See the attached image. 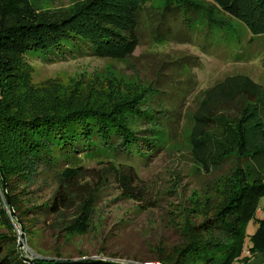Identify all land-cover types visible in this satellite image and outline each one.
<instances>
[{
  "label": "rangeland",
  "instance_id": "374dc122",
  "mask_svg": "<svg viewBox=\"0 0 264 264\" xmlns=\"http://www.w3.org/2000/svg\"><path fill=\"white\" fill-rule=\"evenodd\" d=\"M28 1L37 11H48L84 0ZM198 1L211 7L207 0ZM162 3L149 0L140 9L136 46L123 58H27L33 84L53 88L57 97L70 92L103 103L141 93L140 108L150 111L145 115L148 120L127 114L129 129L152 144L141 143L140 156L136 150L120 152L116 147L88 151L72 163L69 173L44 168L17 194L20 209L30 210L24 224L28 232L0 192V234L8 231L6 215L18 232L14 245L22 235L19 250L29 264L36 259L161 264L155 258L161 253L176 258L189 228L202 222L205 201L220 195L231 164L228 161L209 173L195 164L189 145L192 118L204 90L226 76H247L264 86V35H251L242 23L226 18L214 6L211 13L185 17L182 23L181 15L163 17ZM156 32L171 39L161 42L157 39L162 37L155 39ZM263 206L264 196L253 223L244 227L246 241L264 217ZM15 218L18 224L11 221ZM80 219L87 228L83 236L63 238L58 233ZM26 238L36 249L25 244ZM256 246L264 249V235ZM258 262L255 258L248 264Z\"/></svg>",
  "mask_w": 264,
  "mask_h": 264
},
{
  "label": "trees",
  "instance_id": "16d2710c",
  "mask_svg": "<svg viewBox=\"0 0 264 264\" xmlns=\"http://www.w3.org/2000/svg\"><path fill=\"white\" fill-rule=\"evenodd\" d=\"M147 1L84 0L67 8L37 11L28 0H0V192L8 197L9 203L4 200L9 209L21 217L23 230L30 210L20 209L21 186L45 171L69 173L82 154L100 147L136 150L140 156L141 143L152 145L129 129L127 114L148 120L145 115L150 111L140 108L141 93L103 103L70 92L57 97L53 88L33 84L27 58H123L136 46L134 31ZM207 1L210 8L198 0H163L160 10L163 17L181 15L184 23L183 19L211 13L214 6L226 18L242 23L251 35H264V0ZM166 37L157 40L171 39ZM192 119L189 145L195 164L209 173L229 161L230 173L222 179L220 195L205 201L202 222L189 228L177 257L161 253L155 259L161 264H248L257 258L258 264H264V249L256 246L264 235V217L249 241L244 236V227L253 223L264 196V86L247 76H226L204 90ZM87 206L84 203L83 210ZM4 216L8 231L0 234V264H29L14 245L18 232ZM86 231L80 219L58 233L71 238ZM24 240L36 249L29 238ZM84 261L75 262L87 264ZM59 262L65 261L35 260V264Z\"/></svg>",
  "mask_w": 264,
  "mask_h": 264
},
{
  "label": "water",
  "instance_id": "95a60500",
  "mask_svg": "<svg viewBox=\"0 0 264 264\" xmlns=\"http://www.w3.org/2000/svg\"><path fill=\"white\" fill-rule=\"evenodd\" d=\"M9 208L11 209V207H9ZM21 241H22V235L19 236L18 250L20 249V247L22 245ZM26 262H28V261L26 260ZM97 262H99V261H97ZM56 264H78V262H75V261H65V262H59V263H56Z\"/></svg>",
  "mask_w": 264,
  "mask_h": 264
}]
</instances>
